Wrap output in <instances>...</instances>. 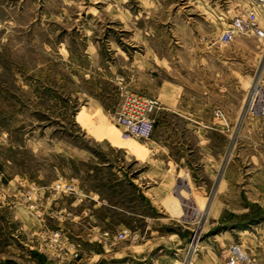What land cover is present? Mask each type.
Masks as SVG:
<instances>
[{
    "label": "rangeland",
    "instance_id": "1",
    "mask_svg": "<svg viewBox=\"0 0 264 264\" xmlns=\"http://www.w3.org/2000/svg\"><path fill=\"white\" fill-rule=\"evenodd\" d=\"M249 9L0 0V264H264L262 47L221 40ZM126 91L164 108L148 141L115 127ZM211 105L233 121L199 129Z\"/></svg>",
    "mask_w": 264,
    "mask_h": 264
},
{
    "label": "built area",
    "instance_id": "2",
    "mask_svg": "<svg viewBox=\"0 0 264 264\" xmlns=\"http://www.w3.org/2000/svg\"><path fill=\"white\" fill-rule=\"evenodd\" d=\"M250 9L239 24H235L221 37L222 42L229 44L238 36L255 38L262 47L264 59V0H246ZM125 90L124 88L122 91ZM113 115L115 127L122 131V137L130 140L148 141L153 137L160 113L164 110L159 100L145 97L139 93L126 91ZM220 114V113H218ZM125 134V135H124ZM73 191L74 187H68ZM127 233H121L116 239H125ZM109 236V234H105ZM59 234L56 235V238ZM79 254H76V258ZM227 264H237V258H229Z\"/></svg>",
    "mask_w": 264,
    "mask_h": 264
},
{
    "label": "crops",
    "instance_id": "3",
    "mask_svg": "<svg viewBox=\"0 0 264 264\" xmlns=\"http://www.w3.org/2000/svg\"><path fill=\"white\" fill-rule=\"evenodd\" d=\"M215 63H216L215 64L216 66L219 64L218 67H221L222 68L221 70L220 69H217V77H225V78H227L228 75H229V73H231V77H233L232 74L235 73V71L233 70L234 62H215ZM236 74H239L241 76L242 82H245L246 79L249 78V76H246L245 73H243V72H238L237 71ZM167 87L169 88V86H167ZM170 89L171 88H169V90ZM175 89L176 88L174 87V90ZM175 91H178V95H173V96L168 95V97H171V99H169L171 101V104L169 102L166 103V105L168 107L167 109L169 111L172 110V109L178 108V106L180 105L179 103L182 100V92H181L182 89L181 88H177ZM224 91L226 92L227 90L225 89ZM225 98L230 99L227 96ZM246 100H247V98H244V99L241 100L240 105H239L241 108L244 107V105L246 103ZM210 108L211 109H210L209 113L208 112H204V113L210 114L212 116L214 122H210V124H205L203 122H199V123H197L199 129H201V130H204V129L217 130L220 126H227L229 122L233 121V119H228L229 122H227V120L225 119L222 122V119L219 118V116H218V112L219 111H218L217 107H215V106L212 107V105H211ZM219 119H221V120H219ZM147 257H145V258L147 259ZM134 258H136V257H134ZM143 260H145V259H143Z\"/></svg>",
    "mask_w": 264,
    "mask_h": 264
},
{
    "label": "bare ground",
    "instance_id": "4",
    "mask_svg": "<svg viewBox=\"0 0 264 264\" xmlns=\"http://www.w3.org/2000/svg\"><path fill=\"white\" fill-rule=\"evenodd\" d=\"M125 142H133V140H130V139H126V138H122ZM198 244V243H197ZM196 244V246H197ZM194 247V246H193ZM190 249V248H189ZM191 250V249H190ZM164 262L166 263H170V264H173V263H176L178 264L179 262L176 261L175 259L171 258V257H165L164 259Z\"/></svg>",
    "mask_w": 264,
    "mask_h": 264
}]
</instances>
